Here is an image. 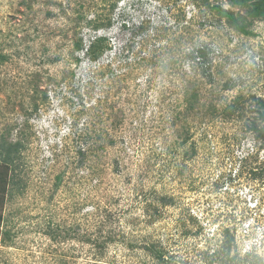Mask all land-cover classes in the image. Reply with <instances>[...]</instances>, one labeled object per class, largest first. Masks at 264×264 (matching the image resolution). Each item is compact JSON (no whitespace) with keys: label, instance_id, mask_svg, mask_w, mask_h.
Listing matches in <instances>:
<instances>
[{"label":"rangeland","instance_id":"rangeland-1","mask_svg":"<svg viewBox=\"0 0 264 264\" xmlns=\"http://www.w3.org/2000/svg\"><path fill=\"white\" fill-rule=\"evenodd\" d=\"M248 30L195 0H0V139L24 144L0 160V264H264V19ZM101 35L89 62L75 44Z\"/></svg>","mask_w":264,"mask_h":264},{"label":"trees","instance_id":"trees-1","mask_svg":"<svg viewBox=\"0 0 264 264\" xmlns=\"http://www.w3.org/2000/svg\"><path fill=\"white\" fill-rule=\"evenodd\" d=\"M195 2L198 5L205 4V6L213 8L221 18H226L229 25H231L233 28H235L237 31L242 33H250L249 27L253 23L254 19L260 18L264 19V0H229V2L232 4V6H239L245 9V14H241L240 12H235L230 9H225L221 5L218 4H211V0H195ZM125 24V23H124ZM123 27H126V25ZM110 25V19L109 23L103 24V23H95L94 28L99 29L101 26ZM141 28H142V24ZM111 38H109L107 35H101L96 36L92 39L90 44L85 45L83 43V40L80 39V42H77L76 48L77 51H85L86 53V59L91 62L96 61L99 58L102 57V55L106 51H111L112 46L110 42ZM210 53L211 49L208 47L207 44L199 43L192 51L188 53V57L190 56L191 59H198L200 63H202V67L204 71H208L209 68V61H210ZM85 58V57H84ZM83 58V59H84ZM8 59V56L4 54L2 51H0V63L5 62ZM83 59L81 62H83ZM207 65V67H206ZM233 85L228 86V88H232ZM43 100H46L48 98V95L46 92L42 93ZM189 108H193L195 100L198 99V95L196 92H191L189 94ZM255 101V111L257 113V117L254 118L251 125L249 126V129L252 130L256 134V140L259 141L260 147L264 148V98L253 96ZM239 100H235L232 104L227 105V107L224 109L226 115L232 116L238 109H239ZM38 105L35 104L34 108L37 109ZM188 108V109H189ZM185 141V140H184ZM24 144L20 141L16 142H8L5 139H0V156L1 161L4 165L10 166L13 170L19 167V164L16 163L17 159L21 156V150L23 148ZM254 177L257 176V171H253ZM260 175V174H259ZM258 175V176H259ZM19 183L16 180V176L13 175L11 178H9V185L11 187V191H13V188L17 186ZM169 202V201H168ZM51 229V228H50ZM230 229L226 228L224 230L225 235L227 236L225 247L228 250L226 254L229 253L231 250V247L233 245L234 236L230 233ZM47 234H52L51 231H47ZM52 236V235H51ZM54 239H57L56 236H53ZM87 242H94L91 238L87 239ZM106 243H102L99 247L105 248ZM145 249L150 252V254L158 259L161 263H169L173 259V255H167L164 249L157 243H148L145 246ZM248 255V253H247ZM246 255V258H247ZM249 256V255H248ZM258 259L257 256L254 257L252 263L253 264H261L260 261L256 260ZM231 261H234L235 264H242L237 255L232 256L230 258ZM245 262V260H244Z\"/></svg>","mask_w":264,"mask_h":264}]
</instances>
